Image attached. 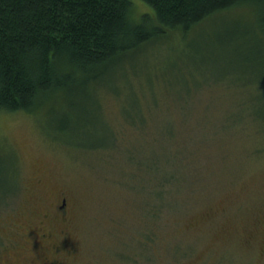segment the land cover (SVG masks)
<instances>
[{"label":"rangeland","instance_id":"rangeland-1","mask_svg":"<svg viewBox=\"0 0 264 264\" xmlns=\"http://www.w3.org/2000/svg\"><path fill=\"white\" fill-rule=\"evenodd\" d=\"M256 18L241 4L166 31L99 76L98 101L0 111V264L42 263L62 238V264H264ZM61 193L66 221L45 216Z\"/></svg>","mask_w":264,"mask_h":264},{"label":"trees","instance_id":"trees-1","mask_svg":"<svg viewBox=\"0 0 264 264\" xmlns=\"http://www.w3.org/2000/svg\"><path fill=\"white\" fill-rule=\"evenodd\" d=\"M142 1L153 13L134 19L133 0H0V111L38 114L50 101L94 91L101 74L154 38L241 4L253 7L264 36V0ZM158 210L154 205L149 215L157 218ZM149 237L145 232V243ZM140 251L146 261L144 243Z\"/></svg>","mask_w":264,"mask_h":264},{"label":"flooded vegetation","instance_id":"flooded-vegetation-1","mask_svg":"<svg viewBox=\"0 0 264 264\" xmlns=\"http://www.w3.org/2000/svg\"><path fill=\"white\" fill-rule=\"evenodd\" d=\"M53 210L48 207V212L45 214L46 217H57L59 219L67 220V198L63 195V193L60 194L59 202L54 206ZM47 226V225H46ZM44 227V231L41 232V236H48L51 234L53 228L52 226ZM51 231V232H50ZM67 232L66 229H64L63 233ZM67 236V235H66ZM66 236L64 238L66 239ZM64 240L63 238L61 241L57 240L54 249L51 250V253L48 258H45L42 263H36V264H62L64 262L65 253H64Z\"/></svg>","mask_w":264,"mask_h":264}]
</instances>
